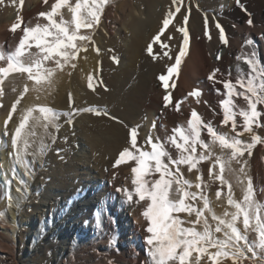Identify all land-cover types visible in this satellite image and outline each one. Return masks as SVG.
<instances>
[{"label": "bare ground", "instance_id": "6f19581e", "mask_svg": "<svg viewBox=\"0 0 264 264\" xmlns=\"http://www.w3.org/2000/svg\"><path fill=\"white\" fill-rule=\"evenodd\" d=\"M69 2L75 4L76 0ZM52 3L55 0H0V53L4 55V59H0V67H7V56L15 51L23 35L19 28L13 32L12 25L19 23L21 27H34L38 23L41 26L47 24L48 21L39 13L50 11ZM240 3L243 8L236 0H177L176 3L173 0H108L101 13L100 24L92 29H79L80 35L90 36L91 39L76 41L83 46L74 59L64 64L62 58H57L61 59L62 67H57L55 60H48L41 61L39 69L33 68L36 72L33 76L39 77H47V71L52 69L51 77L42 79L39 84L28 74L18 75L16 71L2 77L0 264H109V261L111 264H149L145 242L148 224L142 215L146 203H136L138 197L133 193L131 168L136 166V161L126 158L118 167L115 161L125 147L138 155L131 145L130 132L133 128L137 132V148L140 150L147 145L141 135L148 132L149 127L151 133L155 131V143H165L174 136L178 143H182L172 127L180 120L184 109L189 110L188 113L196 110L203 121H210L223 131L228 127L230 132L227 134L235 135L230 125L220 123L222 111L219 101L226 98L225 90L222 84H213L208 76L214 69H219L217 80L228 78L235 83L237 77L243 74L246 81L251 69L243 57L253 49L260 67L264 68V39L261 38L264 35V0H240ZM177 6L180 12H176ZM169 12L176 14L168 17L172 22L165 27L163 20ZM184 14L189 16L187 22L183 20ZM205 16L208 19L207 29ZM53 18L58 23L62 18L65 27H74L70 23L71 14L67 7L61 8ZM248 19H252V25L247 23ZM217 22L225 33L227 43L219 39V29L215 26ZM178 27L189 31V44L185 49L183 65L177 66L176 72L169 76L166 88L159 80L160 75L168 74L165 64L152 61L146 50L149 43L153 44L149 39L156 34L161 43H154L155 51L152 52L166 50V36L169 34L178 44L183 37V33L177 31ZM164 28L167 29L166 35L161 33L160 36L159 32ZM247 39L253 40L254 44H246ZM38 52L33 43L22 61L26 65L31 64L36 58L34 53ZM114 61L118 62L117 66H114ZM90 83L92 87H89ZM216 89H220V94ZM236 89L244 90L239 85ZM193 90L200 92L199 102L196 97L189 96ZM165 95L170 98L168 106L163 99ZM184 96L185 100H182ZM17 99L19 103L5 134L4 121ZM233 101L238 106L237 110L246 106L243 97H233ZM179 105L180 110L174 112L173 106ZM40 106L54 110L59 129L49 127L47 131L50 135H45L40 122H36L33 129L34 122L30 117L17 145L13 146L11 137L21 114L27 108H36L32 116H41L38 112ZM258 109H264V105H258ZM65 110L70 117L62 114ZM97 111L101 115H97ZM68 120L72 122L67 123ZM142 121L146 122V127L138 126ZM261 123L264 124V118ZM237 124H242L239 117ZM253 127L264 137V127ZM32 130L37 133L35 137L27 135ZM241 130L237 128V131ZM206 135V130H203L202 138ZM18 150L24 160L32 162L33 153H38L39 165H29L33 173L31 176L26 175L25 167L17 162ZM168 150L173 157L179 155L171 145H168ZM215 150L216 156L223 159L227 174L231 178L233 175L241 178L238 184L235 183L238 187L234 194H245L248 179H251L255 198L263 200L264 144H257L252 156L239 158L240 164L235 160L229 162L230 150L219 145ZM244 160L248 161L246 165H243ZM241 165L244 172L239 170ZM170 167L175 170L176 166ZM179 167L183 179L193 185L187 191L195 192L201 198L200 208H203L202 197L208 198L211 212L204 209V217L214 230L218 221L212 219V213L226 218L224 213H230L232 208L225 203L224 190L212 185L206 175L204 177L203 162L192 171L186 165ZM148 178H159V173H152ZM21 180L27 186L26 192ZM197 183L200 188L196 187ZM126 192H132V200L127 199ZM192 203L194 207H199L197 199ZM179 217L185 221L184 227L190 226L188 219L195 220L194 213L192 217H188L187 213ZM196 227L197 230L203 229L202 224ZM238 227L243 230L241 224ZM215 235L222 238L221 233ZM251 236L250 241L256 239L255 232ZM202 260L204 264H211L206 257Z\"/></svg>", "mask_w": 264, "mask_h": 264}, {"label": "snow or ice", "instance_id": "6c2138e0", "mask_svg": "<svg viewBox=\"0 0 264 264\" xmlns=\"http://www.w3.org/2000/svg\"><path fill=\"white\" fill-rule=\"evenodd\" d=\"M47 2V0H46ZM108 0H76L75 4L69 2V0H55V3L51 4V9L48 12H40L39 16L44 17L48 23L41 26L39 23L36 26L24 25L21 27L19 23L13 24L11 30L15 32L18 28L23 33L19 40V44L16 46L15 51L7 56V67H0V83H2V77L6 76L10 71H17L21 73H28L30 79H34L37 84L42 79H47L53 74V70L47 71V77L33 76V68L39 69L41 67V61L55 60L57 67H62L61 59L63 63L67 64L75 58L80 47L76 41H88L90 36L80 35L79 29H92L100 24L101 13L104 10L105 4ZM177 0H173L176 3ZM236 3L243 8L240 0H236ZM67 7L71 14V25L74 27H65L64 21L61 18L58 23L53 17L59 14L61 8ZM190 11V10H189ZM176 12H180L179 6L176 8ZM174 12H169L167 17L163 20V25L167 27L170 23L171 17L175 15ZM189 16L183 15V20L187 22ZM19 20V18H18ZM249 25L253 24L252 19H248ZM208 19L205 16V26L207 29ZM216 28L219 29V39L222 43H227L225 33L220 24L216 23ZM163 31V29H161ZM183 33V43L180 46L179 54L175 56V63L167 68V75H160L159 80L164 82L167 88L169 76L176 72L177 65L181 63V57L185 54V48L189 44V31L184 27L179 29ZM206 35L208 32L206 30ZM51 38V39H49ZM264 39V35L261 36ZM39 49L38 53H34L35 59L31 64L26 65L22 61V57L32 44ZM246 44L249 46L254 44L251 39L246 40ZM149 52H151V45H149ZM32 55V54H30ZM218 60L220 56L216 57ZM0 59H4V55L0 53ZM241 59V57H237ZM244 62L251 69L248 74V78L245 81L243 74L239 75L233 83L231 79L225 78L221 80L216 79V74L219 69H214L209 74L208 79L213 83H220L223 86L224 95L226 98L219 101V107L222 111V125H230L231 130L235 135L231 138L226 133L218 131L213 124L202 120L201 116L196 110H192L190 117L187 120V130L180 128L175 129V133L178 135L179 140L182 143H178L176 137H171L165 143H155L150 138L147 143L151 145V151H143L137 148V132L133 128L130 132L131 145L136 149L137 154H134L129 148L125 147L119 153L118 159L115 161L116 165H120L127 160H135L136 166L131 168L133 174L132 183L134 185V193L138 197L136 203L144 201L146 208L142 215L147 221L145 242L147 245V254L149 257V264H204L202 257H206L211 264H227L231 261V264H264V217L260 215L261 208L264 205L259 204L254 199L253 183L251 179H248L247 187L243 197V202H237L233 199L231 194V186H229L228 203L235 209L234 212L224 213L226 218H219L212 213V219L218 221L215 229L213 230L207 219L204 217V209H208L211 212V207L206 196L203 199V208L194 207L192 201H196L197 193L187 191L190 187V182L183 179V174L180 170V165H186L189 171L198 168L201 161L209 159V154H200L197 152V146L201 148H209V145L202 139V131L206 130L209 137L213 142L219 144L222 149L230 150L228 157L229 162L235 160L240 164V159L247 154L252 156L253 149L257 144H264V137L258 135L253 126L257 128L264 127L261 123V119L264 118V109H258V105H264V68H261L257 59L255 49L243 57ZM75 67V65H72ZM91 80V77H89ZM256 81H259L256 83ZM236 85L244 89L243 91H237ZM89 87H92L91 83ZM220 94V89H216ZM0 95H3V89H0ZM23 95V93H21ZM200 92L193 90L189 93V96H194L199 102ZM243 97L246 102V107L238 108L234 103L233 97ZM69 96V100H71ZM165 106L169 104V95L163 97ZM19 103V99L12 104L11 110L7 113V119L4 121V132L7 134V126L9 120L13 118L12 113L16 111V106ZM88 111L91 109H81ZM37 111L36 108H27L21 114L18 126L15 128L11 137L12 145L16 146L18 139L21 137L23 130L28 125L30 117L32 118L35 128L36 122H40V127L44 129L45 135L48 133V128L59 129L58 116L52 108L38 107V112L41 116H32V113ZM97 115H101L99 111ZM107 115V113H103ZM237 117L242 120V124L238 126ZM115 119V117H113ZM71 123V120L66 121ZM243 129V132L237 131V128ZM244 133L249 134L250 141L241 139ZM29 136L35 137L37 135L35 130L27 133ZM25 148L28 147L27 140L24 141ZM168 145L173 146L179 153L178 156L173 157L168 150ZM197 156L199 157L197 159ZM16 160L18 163L25 167V174L31 176L33 173L29 168L28 161L24 160L17 151ZM215 164L220 165V174L213 172L210 169V173L214 179L219 180L221 183H225L223 178L224 163L221 157L215 158ZM248 163L247 160L243 161V165ZM170 165H175L173 170ZM241 165L240 172H244V166ZM152 173H159V178L149 179ZM167 177V178H166ZM199 180L200 177L198 176ZM24 184V190L27 191V186L23 180L20 181ZM197 188H200L199 183L196 184ZM170 190L172 195H170ZM264 191V190H262ZM128 200H132V192L125 193ZM219 196L220 193L217 192ZM180 213H187L188 217H192L195 214V220L188 219L187 223L189 227L182 226L185 221L181 220ZM242 218L243 230L238 227V221ZM203 225L202 230H197V225ZM254 231L256 233V239L250 241L248 232ZM221 233L222 238L215 235ZM215 249V251H210ZM250 253V255H248ZM111 264V261H109Z\"/></svg>", "mask_w": 264, "mask_h": 264}, {"label": "rangeland", "instance_id": "374dc122", "mask_svg": "<svg viewBox=\"0 0 264 264\" xmlns=\"http://www.w3.org/2000/svg\"><path fill=\"white\" fill-rule=\"evenodd\" d=\"M226 1V0H225ZM171 20H170V23L169 24H171ZM183 25H184V22H183ZM179 28V27H178ZM180 29V28H179ZM179 29H177V31H179ZM166 31H167V29L166 28H164L163 29V31H160L159 32V35L160 36H162V34H163V36H165L166 34ZM162 33V34H161ZM156 38V39H155ZM173 39V40H172ZM181 40H179V43L177 44V43H175V42H173L174 41V37L173 36H171L170 34L168 35V36H166V40H167V43L169 44H167V46H168V48L169 49H167V46H166V50H162L161 51V53L160 52H152L153 50H154V48H155V46L153 47V44L154 43H161V38H157V34L154 36V37H152L151 39H149V41L151 42V44H152V46H151V52H149L148 51V49H149V44L147 45V50H146V53L148 54V56H152L151 57V60L152 61H154V62H161L163 65H164V67H166V68H168L169 66H171L173 63H175V57H174V55L176 56V55H178L179 54V49H180V46H181V44L183 43V37L182 38H180ZM148 41V42H149ZM172 41V42H171ZM147 42V43H148ZM181 43V44H180ZM172 45V46H171ZM175 47H177V49H175ZM186 49V48H185ZM109 50V49H108ZM116 50V49H115ZM176 50H177V52H176ZM155 51V50H154ZM171 51H173V52H171ZM175 51V52H174ZM117 52H118V50H117ZM168 52V53H167ZM149 53L151 54V55H149ZM164 53V54H163ZM163 56V57H162ZM185 58H184V57ZM182 57H181V63L179 64V65H177L178 67H180V65H183V63H184V59H186V50H185V54L183 55ZM57 58H59V57H57ZM159 58H161V60L159 59ZM163 58V59H162ZM164 59H166V60H164ZM168 59V60H167ZM168 61V62H167ZM114 63V66H117V61H114L113 62ZM167 63V64H166ZM17 72V71H16ZM17 74L18 75H22L23 73H21V72H17ZM26 74H28V73H26ZM34 74H36V72L34 73L33 72V75ZM171 76V75H170ZM105 88V87H104ZM103 88V89H104ZM162 89H165V87L164 86H162ZM182 100H185V96L182 98ZM105 104H107V103H105ZM244 107H246V106H244ZM180 108H181V105H179L178 107H175V106H173V111L174 112H178L179 110H180ZM185 112V113H184ZM184 112H183V115L181 116V118H180V122L178 121L176 124H174V126L172 127V130H173V132H175L174 130L175 129H177V128H180V129H182V130H184V128L187 130V120L189 119V115H190V113H188L189 112V110H186L185 111V109H184ZM62 114H66L68 117H70L69 115H68V112H67V110H65V112H63ZM188 115V116H187ZM184 116V117H183ZM188 117V118H187ZM183 119V120H182ZM184 121H186V122H184ZM141 123V124H140ZM139 123V125L138 126H143V127H146V122H140ZM186 123V124H185ZM151 124H152V122H151ZM180 124H182V125H180ZM186 127H185V126ZM151 126V125H150ZM181 127H183V128H181ZM216 128L218 129V131H220V132H222V133H229L230 132V130H228V127H226L225 129H224V131L223 130H221L220 129V127H218V126H216ZM254 128V127H253ZM139 131H141V129H139ZM254 131L258 134V135H261V131H259V130H257L256 128H254ZM240 132H243V129L240 131ZM153 133H155V131L154 132H152L151 133V127H149V131L148 132H144V134H142L141 135V137L143 138V140L145 141V143L147 144L145 147H144V150L143 151H149L150 149H151V145L149 144V143H147V141L151 138L152 139V141H153ZM138 134H139V132H138ZM234 134H227V136L229 137V138H231L232 136H233ZM262 136V135H261ZM263 137V136H262ZM250 139V136H249V134H247V133H244L243 134V136L241 137V139H243V140H245V139ZM204 141H205V143L206 144H208L209 145V148H201V147H199V146H197V152L198 153H200V154H209V151H211V155H209V159L208 160H205V161H201V162H203V164H204V170H205V174L203 173V175H204V177H205V175H206V177L208 178V180H209V182L212 184V185H217V186H219V187H217L218 189H221L222 191L224 190V192H225V197H226V201H225V203H226V205H228V206H230V204L228 203V196H229V186H231V194H232V197H233V199H235L237 202H243V197H244V194L243 195H241V196H237V195H235L234 193H235V188L236 187H238V186H236V184H238L240 181H241V178L239 177V176H237V175H233L234 176V179H233V176H232V178L227 174V172H226V169H225V167H224V171H223V173H222V175H223V178H224V181H225V183H221L219 180H216V179H214V177H213V175L210 173V169H212L213 170V172H215V173H218V174H220V165L219 164H215L214 162H215V158L216 157H218V156H216V150H215V147H216V145H219V144H217L216 142H213V140H212V138L211 137H209L208 135H206L205 136V138L203 137L202 138ZM246 141V140H245ZM176 150V149H175ZM58 152H61L60 150H58ZM34 154V160H33V162L32 161H28V165H30V167H37V165H39V161H38V159H37V157H38V153H33ZM246 156H247V154H245ZM199 157L197 156V159H198ZM222 162H223V159H222ZM30 163V164H29ZM115 166H117V165H115ZM185 166V165H184ZM118 167V166H117ZM32 172V171H31ZM199 173H201V172H199ZM199 173H198V176H199ZM231 175V174H230ZM25 177H27L26 175H25ZM187 180V179H186ZM237 180V181H236ZM190 182V181H189ZM236 183V184H235ZM193 185H192V183L190 182V187L189 188H191ZM246 189V188H245ZM262 190H264V189H262ZM261 190V193H263V191ZM134 193V192H133ZM264 194V193H263ZM136 196V195H135ZM254 199L259 203V204H261V205H264V199L263 200H260V199H258V198H255V196H254ZM197 202H198V206L200 207L201 206V198L200 197H197ZM229 211H230V213L231 212H234L235 211V209L232 207L231 209H229ZM182 214H184V213H180V214H177V215H182ZM260 215L262 216V217H264V208H261V211H260ZM239 224H241L242 226H243V224H242V218H241V220L240 221H238V225ZM254 231H249L247 234H248V237H249V240H251L250 238L252 237L251 236V233H253ZM248 255H250V253L248 254Z\"/></svg>", "mask_w": 264, "mask_h": 264}]
</instances>
